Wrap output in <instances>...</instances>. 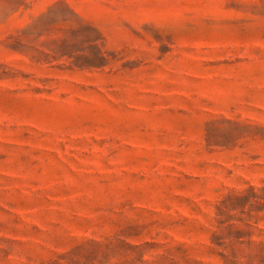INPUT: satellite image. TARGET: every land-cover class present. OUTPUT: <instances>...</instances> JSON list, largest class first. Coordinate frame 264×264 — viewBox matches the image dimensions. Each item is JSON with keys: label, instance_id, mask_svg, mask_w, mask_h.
<instances>
[{"label": "rangeland", "instance_id": "1", "mask_svg": "<svg viewBox=\"0 0 264 264\" xmlns=\"http://www.w3.org/2000/svg\"><path fill=\"white\" fill-rule=\"evenodd\" d=\"M0 264H264V0H0Z\"/></svg>", "mask_w": 264, "mask_h": 264}]
</instances>
